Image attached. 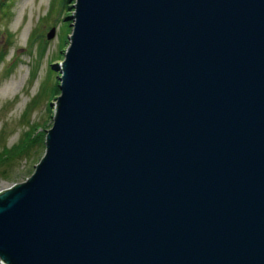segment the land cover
<instances>
[{
	"label": "water",
	"instance_id": "1",
	"mask_svg": "<svg viewBox=\"0 0 264 264\" xmlns=\"http://www.w3.org/2000/svg\"><path fill=\"white\" fill-rule=\"evenodd\" d=\"M73 8L0 264H264V0Z\"/></svg>",
	"mask_w": 264,
	"mask_h": 264
},
{
	"label": "rangeland",
	"instance_id": "2",
	"mask_svg": "<svg viewBox=\"0 0 264 264\" xmlns=\"http://www.w3.org/2000/svg\"><path fill=\"white\" fill-rule=\"evenodd\" d=\"M12 1L9 17H0V192L25 182L45 152L75 4ZM20 144V152H4Z\"/></svg>",
	"mask_w": 264,
	"mask_h": 264
},
{
	"label": "trees",
	"instance_id": "3",
	"mask_svg": "<svg viewBox=\"0 0 264 264\" xmlns=\"http://www.w3.org/2000/svg\"><path fill=\"white\" fill-rule=\"evenodd\" d=\"M12 5H13V1L12 0H0V17L3 16L4 18H8L10 13H11V8H12ZM1 32V31H0ZM1 35V33H0ZM2 54L0 52V58L2 57ZM28 137H29V132L27 133ZM23 145L20 144L18 145V147H14L11 151L10 150H5L4 152L5 153H8V152H17L18 151L20 152V149ZM15 154V153H14Z\"/></svg>",
	"mask_w": 264,
	"mask_h": 264
}]
</instances>
